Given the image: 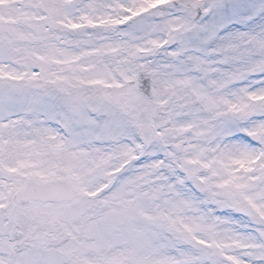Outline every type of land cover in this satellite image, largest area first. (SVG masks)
I'll return each instance as SVG.
<instances>
[{"label": "snow or ice", "instance_id": "1", "mask_svg": "<svg viewBox=\"0 0 264 264\" xmlns=\"http://www.w3.org/2000/svg\"><path fill=\"white\" fill-rule=\"evenodd\" d=\"M0 264H264V0H0Z\"/></svg>", "mask_w": 264, "mask_h": 264}]
</instances>
